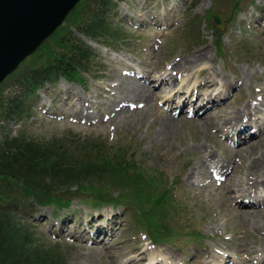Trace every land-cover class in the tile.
I'll use <instances>...</instances> for the list:
<instances>
[{"label": "rangeland", "instance_id": "obj_1", "mask_svg": "<svg viewBox=\"0 0 264 264\" xmlns=\"http://www.w3.org/2000/svg\"><path fill=\"white\" fill-rule=\"evenodd\" d=\"M113 2L109 18L125 38L75 31L97 54L91 70L81 73L83 81L46 83L33 100V116L7 122L6 132L73 141L79 150L123 145L172 187L176 203H168L165 223L174 227L173 238L151 236L142 202L122 199H132V189L113 177L64 208L32 200L23 221L41 240L61 241L55 247L66 264H223L226 257L241 264L243 255L251 262L243 264H264V255L253 254H264V0ZM218 12L220 55L210 27ZM75 16L42 45L74 29ZM171 67L179 71L159 83ZM210 151L221 162H211ZM251 178L258 189L250 188ZM99 195L122 204L95 205Z\"/></svg>", "mask_w": 264, "mask_h": 264}, {"label": "trees", "instance_id": "obj_2", "mask_svg": "<svg viewBox=\"0 0 264 264\" xmlns=\"http://www.w3.org/2000/svg\"><path fill=\"white\" fill-rule=\"evenodd\" d=\"M114 4L113 0H81L70 13L76 14L71 22L74 29H66L58 39L51 38L0 84V264H66L56 248L61 241L51 244L50 239L41 240L31 223L23 221L21 211L34 210L32 200L53 209L70 206L76 196H91L88 187L106 177L125 182L132 189L133 198L122 195V199L142 202V221L152 237L158 241L163 236L173 238L174 227L165 223L175 201L172 187L165 186L160 171L147 170L141 159L125 152L123 145L109 149L92 145L79 150L73 148V141H36L6 132L7 122L33 116V100L46 83L54 84L60 78L83 81L81 73L91 70L97 54L75 31L114 42L125 38L109 18ZM210 27L220 55L221 31L211 20ZM73 186L77 188L71 191ZM92 199L95 205L122 204L104 195Z\"/></svg>", "mask_w": 264, "mask_h": 264}, {"label": "water", "instance_id": "obj_3", "mask_svg": "<svg viewBox=\"0 0 264 264\" xmlns=\"http://www.w3.org/2000/svg\"><path fill=\"white\" fill-rule=\"evenodd\" d=\"M80 0H0V84L63 23ZM223 28L220 12L212 16Z\"/></svg>", "mask_w": 264, "mask_h": 264}, {"label": "bare ground", "instance_id": "obj_4", "mask_svg": "<svg viewBox=\"0 0 264 264\" xmlns=\"http://www.w3.org/2000/svg\"><path fill=\"white\" fill-rule=\"evenodd\" d=\"M200 59V58H199ZM206 59V57L204 58V60ZM197 62V61H196ZM190 63V62H189ZM194 63V62H193ZM179 65H181V63H179L178 62V67H179ZM178 67L175 69V68H172V73L171 74H169V75H164V76H162L161 78H160V80H159V83L160 82H162L163 83V81H167V80H170V78H173V75H175L176 73H173L174 72V70H178L179 71V69H178ZM179 68H181V67H179ZM157 85V84H156ZM134 91H132L131 92V94H133L134 95V93H133ZM179 92H181L180 90H179ZM167 96V95H166ZM139 99L140 100H142V95H140L139 96ZM207 101H210V100H207ZM212 102H213V100H212ZM193 103V101L192 102H190V104H192ZM183 105V104H182ZM204 105V104H203ZM257 109V108H256ZM247 110H250V108L249 109H246V110H244V111H247ZM253 110V109H252ZM194 112V111H193ZM250 111H247V113H249ZM246 113V114H247ZM220 116V115H219ZM204 117V116H203ZM208 117V116H207ZM202 118V117H201ZM238 118V117H237ZM237 118H236V120H237ZM172 119V118H171ZM200 119V118H199ZM203 119V118H202ZM227 119V118H226ZM241 119V118H240ZM175 121V120H174ZM213 121V120H212ZM169 124V126L171 127V125H173V122H172V120H169V122H168ZM226 123L227 124H231L232 123V121L229 119L228 121H226ZM164 127V126H163ZM168 128V127H167ZM164 129V128H163ZM245 141H247V140H243L242 141V143L243 142H245ZM249 143V142H248ZM248 143H246V144H248ZM208 156L209 157H211V162H217V164L219 163V162H221L220 160H218V159H216L217 158V156H216V154L215 153H213V152H209V154H208ZM225 158V157H224ZM225 162V161H224ZM216 164V165H217ZM255 164V163H254ZM254 164H252V165H254ZM252 180H248V183H250V188L252 189V188H254V187H256V189H258L260 186H264V181H263V183H261L260 185H259V187L255 184V181H254V178H251ZM255 189V190H256ZM254 190V191H255ZM253 192V191H252ZM256 193H258V190H256ZM248 201H250V200H248ZM252 204H255L256 203V201L255 200H253L252 202H251ZM253 206H255V205H253ZM256 257H259V254H260V257L261 256H263L264 254H263V251H262V253H260V251L259 250H256L254 253H253ZM247 258H248V256H247ZM243 259L244 260H242V262H241V264H243V263H251V262H249V260H250V258H248V259H246V257H245V255H243ZM233 261H232V259H229L228 257H226L225 259H224V263L223 264H231Z\"/></svg>", "mask_w": 264, "mask_h": 264}]
</instances>
